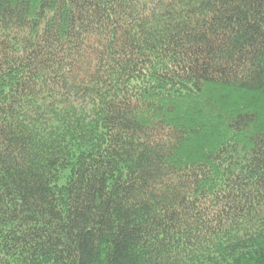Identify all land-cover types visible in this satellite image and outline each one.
Here are the masks:
<instances>
[{
  "label": "trees",
  "instance_id": "1",
  "mask_svg": "<svg viewBox=\"0 0 264 264\" xmlns=\"http://www.w3.org/2000/svg\"><path fill=\"white\" fill-rule=\"evenodd\" d=\"M0 264H264V0H0Z\"/></svg>",
  "mask_w": 264,
  "mask_h": 264
}]
</instances>
